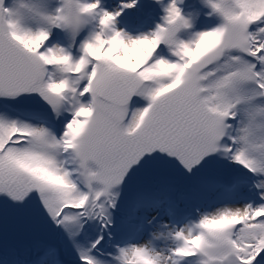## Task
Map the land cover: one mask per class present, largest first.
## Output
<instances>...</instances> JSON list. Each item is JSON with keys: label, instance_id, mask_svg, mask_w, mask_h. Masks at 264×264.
Instances as JSON below:
<instances>
[{"label": "snow or ice", "instance_id": "obj_1", "mask_svg": "<svg viewBox=\"0 0 264 264\" xmlns=\"http://www.w3.org/2000/svg\"><path fill=\"white\" fill-rule=\"evenodd\" d=\"M138 3L0 0V264H264V0Z\"/></svg>", "mask_w": 264, "mask_h": 264}, {"label": "rangeland", "instance_id": "obj_2", "mask_svg": "<svg viewBox=\"0 0 264 264\" xmlns=\"http://www.w3.org/2000/svg\"><path fill=\"white\" fill-rule=\"evenodd\" d=\"M106 2L109 7H112L118 2V0H106ZM168 2L169 0H163V3L158 4L155 0V4L152 6L147 3L146 0H139V3L135 8L125 11L121 18L122 22L120 27L124 28L133 36L154 30L156 25L161 22L164 15V5ZM181 6L189 13H196L198 16L193 31L199 30L209 24L218 23L217 19L210 18L206 15V13L210 11V8L207 7L203 1L184 0V3ZM165 52H167L166 49ZM212 206H214L212 202H208L204 205L206 208ZM4 242L9 248L18 250L22 257L28 259L35 258L44 246L54 244L63 252V258L67 264H72L73 258L64 247L61 237L43 229L37 230L24 220H17L11 215Z\"/></svg>", "mask_w": 264, "mask_h": 264}, {"label": "bare ground", "instance_id": "obj_3", "mask_svg": "<svg viewBox=\"0 0 264 264\" xmlns=\"http://www.w3.org/2000/svg\"><path fill=\"white\" fill-rule=\"evenodd\" d=\"M146 1H147V3L151 4L152 6H154V4H155V0H146ZM200 1L204 2V0H200Z\"/></svg>", "mask_w": 264, "mask_h": 264}]
</instances>
